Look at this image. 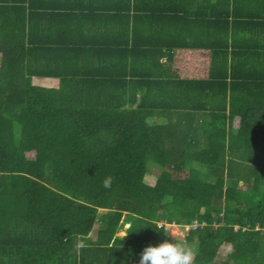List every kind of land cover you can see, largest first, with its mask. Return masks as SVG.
<instances>
[{"label":"trees","instance_id":"trees-1","mask_svg":"<svg viewBox=\"0 0 264 264\" xmlns=\"http://www.w3.org/2000/svg\"><path fill=\"white\" fill-rule=\"evenodd\" d=\"M167 224L264 264V0H0V264H139Z\"/></svg>","mask_w":264,"mask_h":264},{"label":"clouds","instance_id":"clouds-1","mask_svg":"<svg viewBox=\"0 0 264 264\" xmlns=\"http://www.w3.org/2000/svg\"><path fill=\"white\" fill-rule=\"evenodd\" d=\"M111 183V177H108L103 181V187L110 188ZM159 231L169 235L165 230ZM192 257L191 249L165 239L159 244L144 247L139 256V264H191Z\"/></svg>","mask_w":264,"mask_h":264},{"label":"rangeland","instance_id":"rangeland-1","mask_svg":"<svg viewBox=\"0 0 264 264\" xmlns=\"http://www.w3.org/2000/svg\"><path fill=\"white\" fill-rule=\"evenodd\" d=\"M32 82L34 84H38V85H45V86H54L55 85V80H51V79H44V78H33ZM152 162H148V167ZM154 165V164H153ZM151 166L150 167V171L147 172L144 176V181L148 184H151L154 182L158 172H159V168L155 167V166ZM167 228L169 229V233H171L172 235H175L182 243V246L187 247L189 249L192 250L193 252V247L186 245L183 241V238L186 234L187 231V227L184 226H179L178 224H167L166 225ZM128 227L127 223H123L116 231L115 235L118 237H121L122 235H124L126 232V228Z\"/></svg>","mask_w":264,"mask_h":264},{"label":"crops","instance_id":"crops-1","mask_svg":"<svg viewBox=\"0 0 264 264\" xmlns=\"http://www.w3.org/2000/svg\"><path fill=\"white\" fill-rule=\"evenodd\" d=\"M47 79H50V78H47ZM51 80H54V79H51ZM54 83H55V85H56V84H57V81L55 80V82H54ZM55 85H54V86H55Z\"/></svg>","mask_w":264,"mask_h":264}]
</instances>
